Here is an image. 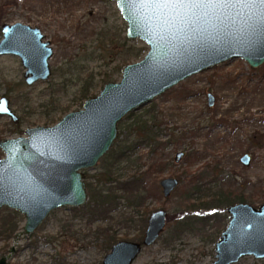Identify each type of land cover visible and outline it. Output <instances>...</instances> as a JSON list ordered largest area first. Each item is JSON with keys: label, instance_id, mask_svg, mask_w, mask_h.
Instances as JSON below:
<instances>
[{"label": "rangeland", "instance_id": "rangeland-1", "mask_svg": "<svg viewBox=\"0 0 264 264\" xmlns=\"http://www.w3.org/2000/svg\"><path fill=\"white\" fill-rule=\"evenodd\" d=\"M14 22L38 27L51 41L52 75L46 81L27 85L19 58L0 56V95L10 99L13 111L21 120L16 124L8 116H0V139L18 136L28 127L53 125L67 112L82 108L85 99L78 94L82 86H89L90 96L97 95L105 82L120 80L125 64L141 60L148 50L143 40L126 37L127 23L112 0H0V29L3 23ZM138 49L143 51L136 56ZM262 72L264 63L250 68L239 58L226 61L180 81L119 123L116 144H124L130 130L131 147L127 160L114 166L117 176L126 177L134 171L145 175L153 161L164 163L159 173L145 176L146 190L153 192L147 196L145 206L151 211L164 209L166 225L158 240L144 247L133 264L213 262L214 244L229 214L228 205L223 203L191 205L199 199L209 201L207 188L216 189L213 186L217 185L239 193L244 203L255 207L263 202ZM208 93L214 97L211 106L207 104ZM144 123L150 129L146 133L156 136V144L134 146ZM118 148L115 145L113 150ZM152 148L156 149L155 153ZM178 151L184 156L175 162ZM243 153L251 157L247 166L239 161ZM3 156L0 149V158ZM111 159L112 155L105 156L95 168L85 171L91 194L108 185L103 173ZM169 176L176 177L179 184L165 198L159 181ZM215 177L217 184L213 182ZM87 205L76 210L56 209L27 237L22 229L23 215L2 207L0 219L17 213L18 228L17 236L0 239V257L14 247L11 264H55L59 258L66 264H102L107 253L105 236L96 235L95 227L110 225L109 234L131 240L136 231L118 220L132 214V209L122 207L113 212L115 219L87 225L85 211L91 203ZM140 215L142 211L134 219ZM234 264H264V258L245 256Z\"/></svg>", "mask_w": 264, "mask_h": 264}, {"label": "water", "instance_id": "water-1", "mask_svg": "<svg viewBox=\"0 0 264 264\" xmlns=\"http://www.w3.org/2000/svg\"><path fill=\"white\" fill-rule=\"evenodd\" d=\"M127 23L126 37L139 38L148 46L143 58L123 66L120 81L106 82L82 108L66 113L52 126H35L27 137L0 140L5 156L0 159V209L7 207L24 216V237L33 233L61 206L87 202L84 173L94 167L113 145L118 122L131 111L163 94L180 81L226 61L239 58L250 68L264 63V23L259 13L237 4L218 11L181 32L164 24L163 17L145 7L142 0H112ZM195 27V31L192 28ZM0 56L15 55L24 65L26 83L50 76V42L38 27L22 22L1 25ZM208 105L214 102L207 94ZM0 115L16 117L6 97L0 98ZM182 152H178L179 160ZM240 162L248 165L250 155ZM175 178L161 181L164 195ZM228 224L215 244L212 264H234L245 256L264 258V202L258 207L237 203L227 208ZM155 211L143 239L150 245L165 219ZM10 249V253L14 251ZM140 244L118 241L104 255L102 264H132ZM10 255L0 257L6 264Z\"/></svg>", "mask_w": 264, "mask_h": 264}, {"label": "trees", "instance_id": "trees-1", "mask_svg": "<svg viewBox=\"0 0 264 264\" xmlns=\"http://www.w3.org/2000/svg\"><path fill=\"white\" fill-rule=\"evenodd\" d=\"M143 49H138L135 53L136 56L141 55V52ZM262 76H264V72H262ZM89 86L84 85L81 87L80 91L78 92L79 96L83 97L84 99L88 98L89 95ZM130 128H128L129 130ZM141 136L138 138V142H134L133 145H140L141 143L149 144L153 142L156 144V136L155 135H149V133H146L150 129L146 126V123H144L141 126ZM129 134L126 136L125 143L120 145L117 143L116 146L119 147L117 151L113 150L112 159L109 164V167L106 171L103 173V180L105 182L106 187L100 188L99 192L96 191L93 194H91V206L88 212V225L93 224V222H96L98 220H110L115 219L113 216V212L119 210L120 208L130 209L133 200L139 199L142 201L144 197L147 194L146 190V178L145 176H142L141 173L131 174L126 177L117 176L114 173V166L117 163H121L123 161L127 160V152L129 151L131 145H129V135L130 130L128 131ZM157 146H159L157 144ZM152 150H154L152 148ZM160 163L153 162L149 168L147 169V174H149L150 171H156L157 168L159 169ZM137 172V171H136ZM141 174V175H140ZM213 182L217 184V178L215 177L213 179ZM215 187V185L213 186ZM198 190L203 191V187L196 186ZM196 189V190H197ZM207 190L210 193V199L209 202L213 204H219L223 203L226 205L233 204L235 202H244L241 195L239 193H231L230 190H224L221 187L215 188H207ZM263 202H264V196H263ZM124 201V205H121L120 202ZM8 211L7 209H5ZM9 212V211H8ZM17 218L16 215H13L12 217H5L0 219V239L2 240L12 238L17 236L15 233L18 228V221L15 219ZM18 219V218H17ZM122 221V223H126V226L129 227L130 223V215L124 216L123 218H119ZM107 229V227H106ZM96 235H104L105 236V244L107 250H109V247L118 240L115 236L112 234H109L107 231L102 230L101 226L95 227ZM108 233V234H107ZM1 252V248H0ZM55 264H66L63 259H56Z\"/></svg>", "mask_w": 264, "mask_h": 264}, {"label": "flooded vegetation", "instance_id": "flooded-vegetation-1", "mask_svg": "<svg viewBox=\"0 0 264 264\" xmlns=\"http://www.w3.org/2000/svg\"><path fill=\"white\" fill-rule=\"evenodd\" d=\"M32 27H35V26H32ZM1 30V29H0ZM41 31V30H40ZM42 32V31H41ZM42 34H43V32H42ZM44 35V34H43ZM2 38V37H1ZM44 41L45 40H47V41H49L50 42V46H51V48H52V43H51V41L49 40V39H47L46 37H45V35H44V39H43ZM52 54H53V48H52ZM2 56V55H1ZM15 56V55H14ZM52 56V55H51ZM19 58V57H18ZM51 58V57H50ZM50 58H49V60H48V63L50 62ZM19 61H20V63H21V65L23 66V69H24V71H23V79H24V82H25V84H27L26 83V77H25V71H26V69H25V67H24V65L22 64V62H21V59L19 58ZM126 65V64H125ZM49 67H50V71H51V73H50V76L47 78V79H38V80H36V81H34L32 84H34V83H36V82H39V81H46V80H48L50 77H51V75H52V69H51V66H50V63H49ZM123 68V67H122ZM121 72H122V69H121ZM121 75H122V73H121ZM121 79V78H120ZM120 81V80H119ZM108 82V81H107ZM113 82H117V81H113ZM106 83V82H105ZM104 83V84H105ZM32 84H27V85H32ZM103 87V86H102ZM101 90V89H100ZM6 97L7 99H8V103H9V107L11 108V110L13 111V109H12V107H11V103H10V99L5 95V94H3V95H0V98L1 97ZM94 96V95H93ZM91 97V96H90ZM89 98V97H88ZM87 99V98H86ZM85 99V100H86ZM153 100V99H152ZM150 102V101H149ZM148 102V103H149ZM214 103V102H213ZM147 104V103H146ZM207 104H208V102H207ZM144 105V104H143ZM136 110V109H135ZM134 111V110H133ZM133 111H131L130 113H128L127 115H125V116H123V118H125L126 116H128L129 114H131ZM13 113H14V115H15V117H16V120L14 121L10 116H8V115H0V116H8L9 118H10V120L13 122V123H16V124H18V123H20L21 122V120H20V118L17 116V114L13 111ZM68 113V112H67ZM64 116V115H63ZM62 116V117H63ZM61 117V118H62ZM122 118V119H123ZM122 119L118 122V124H117V127L119 126V123L122 121ZM58 122V121H57ZM56 122V123H57ZM54 125V124H53ZM37 126H52V125H37ZM33 127H35V126H33ZM29 128H32V127H28V128H26L24 131H23V133H21V134H19L18 136H15V137H7V138H17V137H27V135H26V133H25V131L27 130V129H29ZM119 137V129H118V135H117V138ZM117 138L115 139V141H114V143H113V145L110 147V149L106 152V153H104V155L99 159V161L103 158V157H105V156H110L111 155V153L113 152V147L116 145V140H117ZM3 139H6V138H2V139H0V140H3ZM155 147V146H154ZM154 150H152L151 149V151L153 152V153H155V151H156V149L155 148H153ZM3 152V151H2ZM178 152H180V151H178ZM178 152H176L175 153V155H174V161L175 162H179L182 158H183V156H184V153L182 152V156L180 157V159L179 160H176V155H177V153ZM4 153V152H3ZM113 154V153H112ZM244 154V153H243ZM243 154H241V156L243 155ZM248 154V153H247ZM4 156H5V153H4ZM3 156V157H4ZM240 156V157H241ZM1 159V158H0ZM191 159V158H190ZM190 159H188V161H191ZM250 159H251V157H250ZM99 161L97 162V164L99 163ZM239 161H240V158H239ZM153 162H156V161H153ZM152 162V163H153ZM151 163V164H152ZM157 163H160L159 165V169L157 168V170L156 171H150L149 172V174H147V173H145V175L144 174H142V176H153V175H156L157 173H159V170L163 167V165H164V163H162V162H158L157 161ZM250 163V162H249ZM97 164L94 166V167H92V168H95L96 166H97ZM150 164V165H151ZM149 165V166H150ZM244 165V164H243ZM249 165V164H248ZM244 166H247V165H244ZM92 168H88V169H80V171L81 172H83L84 173V181H85V184H86V192H87V202L86 203H84V204H82V205H79V206H61V207H69V209H71V210H76V209H79V208H81V207H85L87 204H88V202H90L91 201V184H90V182L88 183L87 181H86V174H85V171L86 170H89V169H92ZM149 168V167H148ZM147 168V169H148ZM146 172H147V170H146ZM136 173H138L139 174V172L137 171H134L133 172V174H136ZM141 175V174H140ZM193 175V174H192ZM192 177H196V175H193ZM166 178H175L176 180H177V183H176V185L171 189V191L169 192V194L166 196V195H164V192H163V187H162V185H161V181L163 180V179H166ZM217 178V177H216ZM178 184H179V180L176 178V177H163V178H161L160 179V181H159V185H160V188H161V193H162V195H163V197H168L170 194H171V192L178 186ZM215 187L217 188V185H215ZM96 189H99L100 187H98V186H96L95 187ZM222 189H223V187H221ZM204 191V190H203ZM208 191V190H207ZM207 193H209V191L207 192ZM148 195H153V192H148L147 191V194H146V196L144 197V199L141 201L140 200V198L139 199H136L135 198V201L133 200V204H132V206H131V208L130 209H132V214L130 213V223L128 224L129 225V227L128 228H130V230H134V231H136V233H135V236H134V238H132L131 240H127V239H125V238H118V240L116 241V242H118V241H132V242H136V243H138V244H140V252L137 254V256L135 257V259L133 260V262H132V264L135 262V260L140 256V254L142 253V251H143V249H144V247H148V246H151L152 244H154L157 240H158V238L160 237V235H161V233L163 232V230H164V228H165V225H166V220H167V214H166V211L164 210V209H161V208H159V209H155V210H148V208L145 206V201H146V198H147V196ZM211 202H209V201H205V200H202V199H199V200H197L195 203L194 202H192L191 203V205H194V206H197V207H199V206H203L204 204H210ZM237 203H244V202H235V203H233V204H230V205H228L227 206V208L229 207V206H231V205H234V204H237ZM90 204V203H89ZM89 204L87 205V206H89ZM211 204H213V203H211ZM61 207H57V208H55V209H53L50 213H49V215L50 214H52L56 209H58V208H61ZM258 207V206H257ZM163 211L164 213H165V216H164V219H165V222H164V225H163V227H162V229L160 230V232H159V234H158V236H157V238L155 239V241L153 242V243H151L150 245H145L144 243H143V239H144V237H145V233H146V230H147V227H148V224H149V219H150V217H151V215L155 212V211ZM198 210V209H197ZM227 210V209H226ZM142 211V215H140L141 217L139 218V219H134V216H138L139 214H140V212ZM88 212H89V209H87L86 211H85V214H88ZM149 212V213H148ZM20 213V212H19ZM228 213V212H227ZM148 214V215H147ZM229 214V213H228ZM113 216L115 217V215L113 214ZM74 217V216H73ZM75 217H79V215L78 214H76L75 213ZM229 218H230V215H229ZM23 220H24V216H23ZM120 220V219H119ZM229 220V219H228ZM137 221V222H136ZM121 223H122V221H121ZM23 224H24V221H23ZM227 224H228V221H227ZM227 224H226V226H227ZM87 225H88V217H87ZM123 225H125L126 226V223H123ZM225 226V227H226ZM127 227V226H126ZM225 227L223 228V229H225ZM110 229V225L107 227V229H106V227H103L102 228V230H104V231H107L108 232V230ZM222 232V231H221ZM221 232H220V234H221ZM109 233V232H108ZM72 234H73V232H72ZM219 237H220V235H219ZM218 240H219V238H218ZM217 240V241H218ZM216 241V242H217ZM116 242H114V243H116ZM216 242H215V244H216ZM113 243V244H114ZM112 244V245H113ZM215 244H214V251H215ZM111 245V246H112ZM110 246V247H111ZM110 247H109V250H110ZM109 250H107V252L109 251ZM14 252H15V249H14V251L12 252V253H10V251H8V253H7V255H10L8 258H7V261H6V264H11V261L9 260L11 257H12V255L14 254ZM104 257V256H103ZM216 260V253H215V259L213 260V261H215ZM213 263V262H212ZM211 263V264H212Z\"/></svg>", "mask_w": 264, "mask_h": 264}, {"label": "snow or ice", "instance_id": "snow-or-ice-1", "mask_svg": "<svg viewBox=\"0 0 264 264\" xmlns=\"http://www.w3.org/2000/svg\"><path fill=\"white\" fill-rule=\"evenodd\" d=\"M142 3L163 17L164 24L169 28L181 32L237 4L256 10L260 16L259 22L264 23V0H142ZM192 30L195 31V27Z\"/></svg>", "mask_w": 264, "mask_h": 264}]
</instances>
